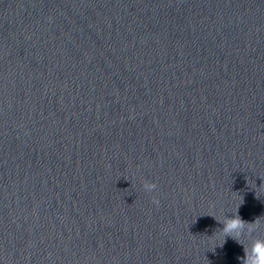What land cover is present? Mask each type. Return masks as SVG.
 I'll return each mask as SVG.
<instances>
[{"label":"water","instance_id":"water-1","mask_svg":"<svg viewBox=\"0 0 264 264\" xmlns=\"http://www.w3.org/2000/svg\"><path fill=\"white\" fill-rule=\"evenodd\" d=\"M225 216L264 239V0H0V264H241Z\"/></svg>","mask_w":264,"mask_h":264},{"label":"clouds","instance_id":"clouds-1","mask_svg":"<svg viewBox=\"0 0 264 264\" xmlns=\"http://www.w3.org/2000/svg\"><path fill=\"white\" fill-rule=\"evenodd\" d=\"M149 190L155 188L154 184L146 185ZM223 229L220 233H224V242L225 237H231L232 239L236 240L234 237L240 238H247L249 241V246L247 249L245 248L244 244H241L244 248V257L241 259V264H264V239L255 238L252 236L254 228L252 227L255 223H244L237 218L229 219L227 216L223 219ZM247 227V233L244 230Z\"/></svg>","mask_w":264,"mask_h":264}]
</instances>
